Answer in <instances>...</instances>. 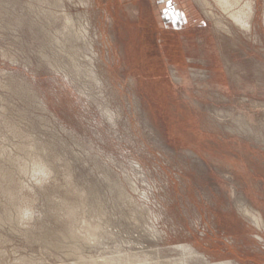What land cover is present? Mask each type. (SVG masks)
I'll return each mask as SVG.
<instances>
[{
  "label": "rangeland",
  "instance_id": "obj_1",
  "mask_svg": "<svg viewBox=\"0 0 264 264\" xmlns=\"http://www.w3.org/2000/svg\"><path fill=\"white\" fill-rule=\"evenodd\" d=\"M234 2L0 0V264H264V0Z\"/></svg>",
  "mask_w": 264,
  "mask_h": 264
},
{
  "label": "bare ground",
  "instance_id": "obj_2",
  "mask_svg": "<svg viewBox=\"0 0 264 264\" xmlns=\"http://www.w3.org/2000/svg\"><path fill=\"white\" fill-rule=\"evenodd\" d=\"M234 1H236V0H234ZM233 0L231 1V0H218V2L220 3V5L222 6V8H224V9H227V10H231L234 6H235V2H234ZM209 2V1H208ZM212 2H213V0H212ZM234 2V3H233ZM241 2V1H240ZM247 2V1H246ZM253 3V2H252ZM216 4V3H215ZM211 5V4H210ZM254 5V4H253ZM246 6H247V3H246ZM248 6H250L249 5V3H248ZM220 7V6H219ZM219 7H218V9H219ZM239 7V6H238ZM244 7V6H243ZM251 7V6H250ZM252 8V7H251ZM221 9V8H220ZM242 7H241V11H242ZM254 9V8H253ZM64 10V9H63ZM207 10V9H206ZM247 10H248V8H247ZM233 11V10H232ZM236 11V10H235ZM233 12V14L234 15H232V16H234V18H235V20L237 21V24H239L240 22H241V16H242V14H241V16H240V14L239 15H235V13L236 12ZM240 11V12H241ZM251 11H252V9H251ZM237 12H239V11H237ZM239 12V13H240ZM253 12H255L254 10H253ZM229 13H230V11H229ZM245 13V12H244ZM243 13V14H244ZM208 14V13H207ZM228 14V13H227ZM238 14V13H237ZM248 14V13H247ZM253 14V13H252ZM69 15V14H68ZM249 15H250V13H249ZM70 16V15H69ZM68 16V17H69ZM229 16V15H228ZM245 16V15H244ZM251 16V15H250ZM67 17V15L65 16V18H67V20L69 19V21L67 22L68 24H69V22L71 21L70 20V18H68ZM71 17V16H70ZM253 17V16H252ZM72 18V17H71ZM232 18V17H231ZM242 18H243V16H242ZM225 19V18H224ZM244 19V18H243ZM242 19V20H243ZM252 19V18H251ZM215 20H216V18H215ZM245 20V19H244ZM244 20H243V22H244ZM247 20V22L249 21L248 19H246ZM217 21V20H216ZM222 21H224V20H222ZM72 22V21H71ZM239 22V23H238ZM251 23V22H250ZM66 24V23H65ZM68 24H66V25H68ZM249 24V23H248ZM243 25H245V24H243ZM70 26V25H69ZM226 26V25H225ZM241 26V25H240ZM248 26V25H247ZM71 28H72V26H71ZM221 28H223V27H221ZM243 27L241 26V29H242ZM244 28H246V27H244ZM247 28H249V26L247 27ZM246 28V29H247ZM69 29V28H68ZM228 29V28H227ZM226 30V29H225ZM229 30V29H228ZM64 31H65V29H64ZM250 31V30H249ZM67 33V32H66ZM87 32H85V34H86ZM64 34H62V36H63ZM66 35V34H65ZM68 36V35H67ZM75 36H76V34H75ZM84 37V36H83ZM57 40H59V39H57ZM56 40V41H57ZM59 42V41H58ZM57 42V43H58ZM64 46V45H63ZM63 50V49H62ZM63 52V51H62ZM94 75H95V73H94ZM31 144H33V143H31ZM21 146H23V145H21ZM31 146V145H30ZM34 146V145H33ZM31 146L29 149L31 150H34V149H37V147L36 146ZM43 146H44V144H43ZM25 147V146H24ZM49 147V146H48ZM40 148V147H39ZM19 149H21V148H19ZM25 149V148H24ZM28 149V150H29ZM21 151V150H20ZM25 151H26V149H25ZM5 152V151H4ZM34 152H35V150H34ZM34 154V153H33ZM6 156V155H5ZM27 157V156H26ZM6 158V157H5ZM17 159V158H16ZM22 159V158H21ZM21 159H19V162H20V160ZM9 160V159H8ZM13 160V159H12ZM9 161H11V160H9ZM15 161V160H14ZM12 163H14V162H12ZM21 163H22V161H21ZM26 163V162H25ZM19 165V164H18ZM17 165V166H18ZM30 166H27V165H24V167L22 168V172H24V173H27V172H31L32 174H34V175H36V174H42V176L43 175H48L49 173H50V171H51V169H50V167L44 162V161H42V159L41 158H39V157H35V159L33 158V160H32V162H31V164H29ZM21 167V166H20ZM21 172V171H20ZM41 176V175H40ZM41 176V177H42ZM45 176H43V177H45ZM10 179H12V178H10ZM39 179V178H38ZM46 180V179H45ZM112 186V185H111ZM110 187V186H109ZM113 187V186H112ZM21 197V196H20ZM14 200H16V198H14ZM69 202V201H68ZM66 204V203H65ZM65 204H64V206H65ZM78 204V203H77ZM81 206V205H80ZM67 208V209H66ZM66 214H65V216H67L73 223L74 222H76V218L78 217V215H79V210L81 209V208H78L76 205L75 206H66ZM30 209L31 208H27V209H20L19 211H18V213L17 214H19V218L16 220L17 222H19L20 221V219H21V217H23V216H25V213L26 212H31L30 211ZM64 209V208H63ZM100 213H101V211H100ZM99 213V214H100ZM245 214H246V216H250L251 217V219L252 218H255L256 219V221H260V222H262L261 221V218L259 217V215L255 212V211H253V210H249V209H246L245 210ZM101 215H102V213H101ZM245 216V215H244ZM24 218V217H23ZM22 218V219H23ZM103 218H104V216H103ZM249 218V217H248ZM250 219V220H251ZM0 220H1V217H0ZM253 220V219H252ZM82 224L79 226L80 228H76V227H74L73 226V224H72V226H70L69 228H67V230L66 231H63L62 232V239L63 240H65V241H70V242H73V244H74V247H73V252L74 253H78L79 251H80V247L78 246V244L77 243H81V242H83V243H87V244H90L91 245V243L92 242H94V243H99L100 242V239H101V235L102 234H100L101 232V228H100V226H98L96 223H94L93 221H83V222H81ZM257 223V222H256ZM78 224V223H77ZM258 224V223H257ZM74 225H76L75 223H74ZM84 225V226H83ZM67 226V225H66ZM77 226V225H76ZM256 226H258V225H256ZM102 240V239H101ZM180 249L183 251V252H185L186 253V255L188 256V257H190V258H193V260L195 259H199L200 258V255L199 254H197L195 251H193V249L192 248H190V247H188V246H181L180 247ZM123 253V252H122ZM127 254V253H126ZM144 254V253H143ZM136 257V256H135ZM81 258V257H80ZM139 258V257H138ZM129 263V264H148V263H150V262H146L145 260H141V258L140 259H137V258H134V257H124L123 258V260H121V258H119V259H111L109 262H105V263H102V264H111V263H115V262H117V264H121V262L122 263H126V261ZM161 260V259H160ZM154 262V261H153ZM169 263H170V261H169ZM172 263V262H171ZM175 263V262H174ZM182 263V262H181ZM185 264H186V262H184ZM81 264H101V263H99L98 261H96L95 263H81ZM116 264V263H115ZM205 264H210V263H206L205 262ZM218 264H230V263H218Z\"/></svg>",
  "mask_w": 264,
  "mask_h": 264
}]
</instances>
